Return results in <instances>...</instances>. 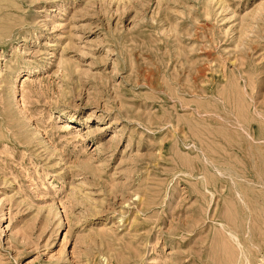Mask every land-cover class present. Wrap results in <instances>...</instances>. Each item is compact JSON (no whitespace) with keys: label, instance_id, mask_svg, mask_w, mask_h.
Instances as JSON below:
<instances>
[{"label":"rangeland","instance_id":"1","mask_svg":"<svg viewBox=\"0 0 264 264\" xmlns=\"http://www.w3.org/2000/svg\"><path fill=\"white\" fill-rule=\"evenodd\" d=\"M0 264H264V0H0Z\"/></svg>","mask_w":264,"mask_h":264}]
</instances>
